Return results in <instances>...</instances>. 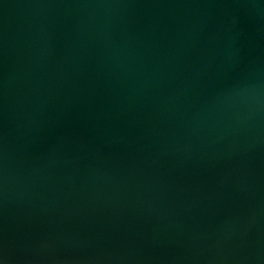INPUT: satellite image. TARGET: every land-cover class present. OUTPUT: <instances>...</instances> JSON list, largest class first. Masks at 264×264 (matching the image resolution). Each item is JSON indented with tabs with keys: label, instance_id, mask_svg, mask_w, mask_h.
<instances>
[{
	"label": "water",
	"instance_id": "obj_1",
	"mask_svg": "<svg viewBox=\"0 0 264 264\" xmlns=\"http://www.w3.org/2000/svg\"><path fill=\"white\" fill-rule=\"evenodd\" d=\"M0 264H264V0H0Z\"/></svg>",
	"mask_w": 264,
	"mask_h": 264
}]
</instances>
